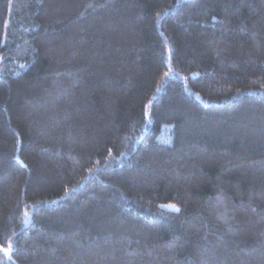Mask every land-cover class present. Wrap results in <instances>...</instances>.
<instances>
[{
	"label": "trees",
	"instance_id": "trees-1",
	"mask_svg": "<svg viewBox=\"0 0 264 264\" xmlns=\"http://www.w3.org/2000/svg\"><path fill=\"white\" fill-rule=\"evenodd\" d=\"M9 243L0 264H264V0H0Z\"/></svg>",
	"mask_w": 264,
	"mask_h": 264
},
{
	"label": "snow or ice",
	"instance_id": "snow-or-ice-1",
	"mask_svg": "<svg viewBox=\"0 0 264 264\" xmlns=\"http://www.w3.org/2000/svg\"><path fill=\"white\" fill-rule=\"evenodd\" d=\"M91 6V5H90ZM166 77L169 75V72H165V74H164ZM169 207H172V208H174V209H176L177 211L179 210L178 208H176V206L175 205H169ZM27 212H25V216L27 217ZM11 248H12V245H11V243H9V245H8V247H6V248H2V249H0V251H3V253L5 254V256H8V254L10 253V251H11Z\"/></svg>",
	"mask_w": 264,
	"mask_h": 264
}]
</instances>
